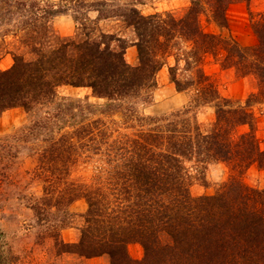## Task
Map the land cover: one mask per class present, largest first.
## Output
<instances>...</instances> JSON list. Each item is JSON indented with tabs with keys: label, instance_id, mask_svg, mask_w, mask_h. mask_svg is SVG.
<instances>
[{
	"label": "trees",
	"instance_id": "obj_1",
	"mask_svg": "<svg viewBox=\"0 0 264 264\" xmlns=\"http://www.w3.org/2000/svg\"><path fill=\"white\" fill-rule=\"evenodd\" d=\"M207 1L210 16L206 20L226 28V5L232 0ZM67 3L85 6V12L94 9L98 18L121 17L131 25L138 63L130 65L124 60L125 45L120 43L113 48L110 43L102 47L101 42L89 39H60L42 48L43 38L51 35L50 17L66 11ZM107 5L106 0H0V37L20 32L30 48L29 58L14 54L13 64L0 70V110L20 106L33 112L35 106L56 102L65 112L69 105L56 100L60 85L86 86L94 96L110 101L147 99L156 86L157 71L171 55L174 63L168 66V74L176 90L191 88L194 101L212 103L215 120L206 129L186 118L162 124L161 119L136 115L130 108L129 113L148 127L135 136L118 134L110 140L106 137L107 143L103 140L107 146L104 157L112 170L101 186L93 188L61 180L78 156L72 139L62 137L38 157L41 173L50 171V176L43 172L44 200L54 199L58 206L83 197L86 226L75 247L84 255L105 254L110 264H264V188L248 187L232 176L216 194L194 197L188 191L190 175L184 163L197 157L205 162L224 161L234 169L251 164L264 169V150L253 134L252 115L241 107L222 105L201 66L204 53L216 56L222 50L220 66L238 75L255 76L264 93V12L251 24L257 42L240 46L202 28L201 0H191L179 18L143 15L134 6L118 7L114 12ZM180 68L191 76H179ZM244 124L250 131L237 133V127ZM95 128L90 121L74 132L80 147L91 150L87 155L102 151V140L97 138L105 130L95 132ZM109 196L119 199L118 209L103 202ZM131 242L141 246V258L129 255L127 244Z\"/></svg>",
	"mask_w": 264,
	"mask_h": 264
},
{
	"label": "rangeland",
	"instance_id": "obj_2",
	"mask_svg": "<svg viewBox=\"0 0 264 264\" xmlns=\"http://www.w3.org/2000/svg\"><path fill=\"white\" fill-rule=\"evenodd\" d=\"M106 1L114 12L118 7L134 6L143 15L170 14L176 18L186 12L191 2ZM209 3L201 0L204 12L200 13L199 20L205 31L233 39L240 46H250L257 42L251 24L264 12V0L228 2L225 10L226 28L206 20L210 16ZM83 7L67 3L66 11L50 17L48 24L51 35L43 38L42 48L54 46L60 39H89L101 42L102 47L110 43L113 48H118L120 43L125 45L124 60L130 65L137 64L134 28L121 17L98 18L96 10L87 9L85 12ZM74 16H78V19H74ZM108 35L114 36V39ZM117 37L121 39L120 42L115 39ZM22 40L20 32L17 35L9 32L4 38L0 37V70L13 64L14 54L23 55L25 59L30 57V48ZM222 52L220 50L216 56L208 52L203 54V72L214 83L222 105L241 107L252 115L253 134L260 149L264 150V93H260L261 88L255 76L238 75L232 68H222L219 64L223 58ZM165 61L156 73V86L147 99L126 97L110 101L105 97L94 96L86 86L60 85L56 100L63 106L69 105L65 112L59 110L56 102L35 106L33 112L20 106L0 110V250L3 264H110L105 254L84 255L78 252L75 243L80 240L81 229L86 226L87 202L83 197H78L56 206L54 199L44 200L46 181L43 172L50 176V171L43 170L41 173L38 157L45 150L48 152L52 142L62 137L72 139L78 156L74 163L69 164L65 178L63 174L60 175L61 180L93 188L101 186L100 183L106 181L112 170V165L104 157L106 137L110 140L118 134L135 136L139 130L148 127L146 122L135 119L129 113L130 108L133 113L138 112L136 115L159 118L162 124L186 118L202 129L209 128L215 120L214 106L212 103L194 101L191 88L176 90L168 74V66L174 63V58L169 55ZM190 73L181 68L178 71L179 76L185 79L191 76ZM90 121L96 125L95 132L101 128L105 130V134L97 138L102 140L99 150H102L101 154L87 155L91 150L85 149L86 146L80 147L81 144L75 139L74 132L83 123ZM248 131L250 127L247 124L237 127V133ZM196 159L192 157L184 162L190 175L188 191L191 196L214 195L232 176L238 177L248 187L264 188V169L256 164L241 170L232 168L224 161L205 162ZM60 187H63L61 182ZM118 200L109 196L103 202H108L110 208L116 210ZM127 251L135 259L143 255L141 246L136 242L128 243Z\"/></svg>",
	"mask_w": 264,
	"mask_h": 264
}]
</instances>
